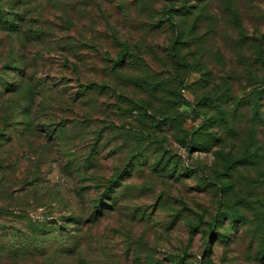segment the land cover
Wrapping results in <instances>:
<instances>
[{"label": "rangeland", "instance_id": "obj_1", "mask_svg": "<svg viewBox=\"0 0 264 264\" xmlns=\"http://www.w3.org/2000/svg\"><path fill=\"white\" fill-rule=\"evenodd\" d=\"M0 10V264H264V0Z\"/></svg>", "mask_w": 264, "mask_h": 264}, {"label": "trees", "instance_id": "obj_2", "mask_svg": "<svg viewBox=\"0 0 264 264\" xmlns=\"http://www.w3.org/2000/svg\"><path fill=\"white\" fill-rule=\"evenodd\" d=\"M16 21V20H15ZM0 27L1 28H4L5 30H7V31H19V25L17 24V23H15V22H11V21H8V20H6V17L5 16H3V14H2V11L0 10ZM123 61H124V58L123 57H121V58H119L117 61H116V64L117 65H122L123 64ZM3 87H5L6 86V88L7 89H9V84H3L2 85ZM14 92V91H13ZM256 105H257V109H256V111H258V105L259 104H257L256 103ZM1 135H3L2 133H0V136ZM75 222H76V224H79V222H78V220H74ZM54 225H57V223L56 222H54ZM59 230L60 231V233L62 234V235H64V233L65 232H68V228L66 229H63L62 228V226H59V228H56V227H52V226H49L48 227V230H47V228L45 227V228H40L39 230L40 231H42V232H47V231H51V230ZM63 229V232H61V230ZM227 239H229L230 237L229 236H225Z\"/></svg>", "mask_w": 264, "mask_h": 264}]
</instances>
